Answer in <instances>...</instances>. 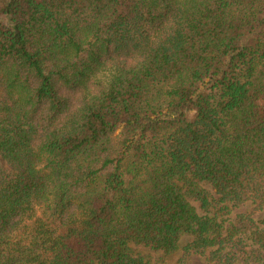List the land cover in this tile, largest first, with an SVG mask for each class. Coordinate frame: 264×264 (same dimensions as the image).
Here are the masks:
<instances>
[{
    "label": "trees",
    "instance_id": "16d2710c",
    "mask_svg": "<svg viewBox=\"0 0 264 264\" xmlns=\"http://www.w3.org/2000/svg\"><path fill=\"white\" fill-rule=\"evenodd\" d=\"M264 264V0H0V264Z\"/></svg>",
    "mask_w": 264,
    "mask_h": 264
},
{
    "label": "rangeland",
    "instance_id": "374dc122",
    "mask_svg": "<svg viewBox=\"0 0 264 264\" xmlns=\"http://www.w3.org/2000/svg\"><path fill=\"white\" fill-rule=\"evenodd\" d=\"M184 264H200L199 260L195 257L186 259Z\"/></svg>",
    "mask_w": 264,
    "mask_h": 264
}]
</instances>
